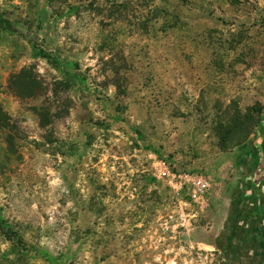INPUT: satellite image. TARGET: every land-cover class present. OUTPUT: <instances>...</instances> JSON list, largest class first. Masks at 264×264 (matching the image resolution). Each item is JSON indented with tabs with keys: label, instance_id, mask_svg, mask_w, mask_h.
I'll use <instances>...</instances> for the list:
<instances>
[{
	"label": "rangeland",
	"instance_id": "obj_1",
	"mask_svg": "<svg viewBox=\"0 0 264 264\" xmlns=\"http://www.w3.org/2000/svg\"><path fill=\"white\" fill-rule=\"evenodd\" d=\"M0 15L15 29L0 28V264L251 263L224 234L233 153L264 114V0H0ZM255 107L246 140L221 142ZM166 169L207 175L206 207Z\"/></svg>",
	"mask_w": 264,
	"mask_h": 264
},
{
	"label": "crops",
	"instance_id": "obj_2",
	"mask_svg": "<svg viewBox=\"0 0 264 264\" xmlns=\"http://www.w3.org/2000/svg\"><path fill=\"white\" fill-rule=\"evenodd\" d=\"M236 178L231 181V209L235 217L225 229V247L251 253L252 261L264 264V114L247 143L234 153ZM229 223V222H228Z\"/></svg>",
	"mask_w": 264,
	"mask_h": 264
},
{
	"label": "trees",
	"instance_id": "obj_3",
	"mask_svg": "<svg viewBox=\"0 0 264 264\" xmlns=\"http://www.w3.org/2000/svg\"><path fill=\"white\" fill-rule=\"evenodd\" d=\"M0 28L8 31V32H15L14 26L13 24L6 18H4L2 15H0ZM34 48V54L35 56H38L44 60H46L49 64L51 65H59L61 64V61L59 59L58 56H52L49 53L45 52L44 50H36L35 47ZM260 107H255L251 109L250 113H247L245 115H237L235 118H233V120L231 121V124L228 126L226 132H225V136L221 139V142H225L226 138L229 134H232L234 132L239 131H244V141L246 140L247 136L251 133L252 129H249L250 126L254 123H256V121H254V115L253 114H258L260 113ZM5 228V230H4ZM0 229L2 230L3 234L5 235V237L7 238V240H12L11 238V227L10 225H8L6 223V221H4L2 218H0ZM17 242L21 243V239L20 237H17ZM41 256L47 260V261H51L50 256L47 252H42Z\"/></svg>",
	"mask_w": 264,
	"mask_h": 264
},
{
	"label": "built area",
	"instance_id": "obj_4",
	"mask_svg": "<svg viewBox=\"0 0 264 264\" xmlns=\"http://www.w3.org/2000/svg\"><path fill=\"white\" fill-rule=\"evenodd\" d=\"M162 166L164 167V164ZM160 174L162 177L166 176L169 178L168 185L175 193H185L194 205L200 208L206 207L212 186L211 180L207 175L201 172L175 175L168 173L167 169Z\"/></svg>",
	"mask_w": 264,
	"mask_h": 264
}]
</instances>
